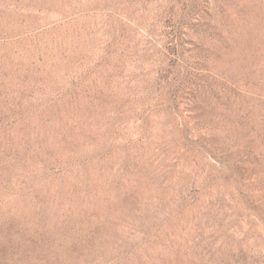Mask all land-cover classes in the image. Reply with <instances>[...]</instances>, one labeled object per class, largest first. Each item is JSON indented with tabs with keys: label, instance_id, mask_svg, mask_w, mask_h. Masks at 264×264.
<instances>
[{
	"label": "rangeland",
	"instance_id": "374dc122",
	"mask_svg": "<svg viewBox=\"0 0 264 264\" xmlns=\"http://www.w3.org/2000/svg\"><path fill=\"white\" fill-rule=\"evenodd\" d=\"M0 264H264V0H0Z\"/></svg>",
	"mask_w": 264,
	"mask_h": 264
}]
</instances>
